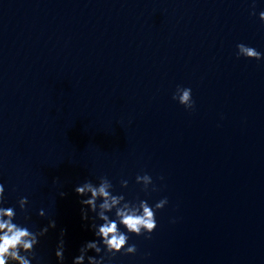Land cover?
<instances>
[{"label": "clouds", "instance_id": "obj_1", "mask_svg": "<svg viewBox=\"0 0 264 264\" xmlns=\"http://www.w3.org/2000/svg\"><path fill=\"white\" fill-rule=\"evenodd\" d=\"M252 15H255V0H253ZM259 19L264 23V11L259 13ZM237 58L244 57L250 60H261L264 54L255 48L237 44ZM173 100L178 101L186 110L194 108L192 90L188 87L177 86L172 96ZM163 179V177H161ZM136 182L143 185V190L148 191L149 186L153 184L152 178L148 174L137 175ZM121 187L128 186L127 180H121ZM113 185L106 177H100L99 183L94 184L91 180H86L75 187L74 191L81 197V218L91 220L90 228L96 239L87 241L79 249V255L72 259V264H106L111 262L117 254L135 255L137 247L135 244H129L130 235L144 236L145 239H151V234L157 228L156 211L161 210L168 203L167 198H163L155 205H150L146 200H139L138 203L126 201L124 195H114ZM155 191V187L152 188ZM5 188L0 183V264H42L43 258L37 255L36 249L40 243V238L45 237L50 229H55L56 220L49 219L46 226L38 231H32L25 224H18L14 221L17 218L15 206L3 207L6 203ZM61 197L66 193L61 191ZM100 201L99 203H97ZM17 204L21 213H24V220H31L28 215V198L21 197ZM89 212L93 213L91 217ZM114 212V219L108 213ZM37 215L41 218L46 216L43 209H40ZM100 221L102 223H97ZM121 226L126 231H121ZM65 229H61L55 248V258L57 264H65ZM89 251L95 255H88ZM103 253V254H102Z\"/></svg>", "mask_w": 264, "mask_h": 264}]
</instances>
